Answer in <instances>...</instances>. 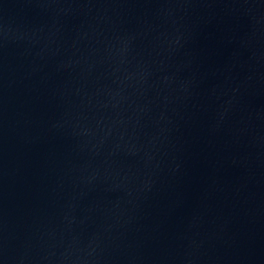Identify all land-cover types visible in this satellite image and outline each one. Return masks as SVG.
Here are the masks:
<instances>
[{
  "label": "water",
  "instance_id": "1",
  "mask_svg": "<svg viewBox=\"0 0 264 264\" xmlns=\"http://www.w3.org/2000/svg\"><path fill=\"white\" fill-rule=\"evenodd\" d=\"M0 264H264V0H0Z\"/></svg>",
  "mask_w": 264,
  "mask_h": 264
}]
</instances>
